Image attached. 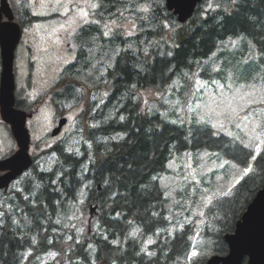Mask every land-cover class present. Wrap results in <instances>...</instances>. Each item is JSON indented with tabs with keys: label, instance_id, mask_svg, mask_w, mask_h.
Segmentation results:
<instances>
[{
	"label": "trees",
	"instance_id": "trees-1",
	"mask_svg": "<svg viewBox=\"0 0 264 264\" xmlns=\"http://www.w3.org/2000/svg\"><path fill=\"white\" fill-rule=\"evenodd\" d=\"M95 1L76 33V58L61 70L51 99L60 116L63 100L86 107L79 116L81 150L64 142L53 148L54 169L36 171L42 183L37 200L18 193L26 215L20 223L5 208L12 189L0 190V264H42L49 252L56 258L45 264H173L187 258L195 227L189 223L168 232V198L158 178L173 157L193 148L218 150L251 169L230 194L205 208L210 248L226 254L224 235L235 230L264 186V145L255 155L253 148L207 124L197 125L189 139L184 127L150 109L146 94L165 93L184 69L202 68L199 61L207 62L218 47L241 35L264 54V0H202L184 23L165 0ZM125 21L134 24L133 33H126ZM98 56L101 65L112 64L96 79ZM83 86L89 87L86 98ZM17 106L25 108L19 100ZM83 187L87 204L99 211L96 229L90 237L71 230L69 238L56 215ZM206 259L200 255L191 264Z\"/></svg>",
	"mask_w": 264,
	"mask_h": 264
},
{
	"label": "rangeland",
	"instance_id": "rangeland-1",
	"mask_svg": "<svg viewBox=\"0 0 264 264\" xmlns=\"http://www.w3.org/2000/svg\"><path fill=\"white\" fill-rule=\"evenodd\" d=\"M11 1L26 6L27 11L20 10L18 14L24 31L16 49V98L22 102L24 110L34 112L27 121L34 167L11 184L9 189L13 194L5 201V208L20 223L26 215L18 193L21 192L26 200H37L42 183L36 171L54 169L57 156L53 148L64 142L72 150H81L83 135L78 129L79 116L86 107L84 104L66 105L63 100L58 106L63 113L60 116L51 99L61 70L76 58V33L96 7L92 6L93 0ZM31 15L38 20L30 22ZM121 25L126 33L134 32L133 23L125 21ZM111 64L101 65L98 56L93 63L94 78H99ZM197 65L202 68L184 69L179 73L165 93L148 92L150 109L160 113L166 121L184 127L189 139L197 125L207 124L216 134L224 133L258 154L264 145V54L248 37L241 35L218 47L207 62L199 61ZM202 72L210 73V78L204 77ZM84 79L93 81L86 74ZM83 89L86 98L89 87L83 86ZM63 116L67 117V122L58 136H52V130ZM16 148L10 128L0 115V159L11 155ZM181 154L169 161L168 172L158 179L168 198V232L174 234L189 223L195 227L192 251L187 258L173 263L191 264L195 257L209 258L213 253L210 238L205 235L209 225L206 206L217 197L230 194L247 172L218 150L193 148ZM86 196L83 187L77 198L59 207L56 219L66 227L67 234L74 230L90 237L95 232L99 211L95 204H87ZM67 234L69 238L73 236ZM44 258L42 264L48 259L54 260L56 252L46 253Z\"/></svg>",
	"mask_w": 264,
	"mask_h": 264
},
{
	"label": "water",
	"instance_id": "water-1",
	"mask_svg": "<svg viewBox=\"0 0 264 264\" xmlns=\"http://www.w3.org/2000/svg\"><path fill=\"white\" fill-rule=\"evenodd\" d=\"M202 0H166L169 10L182 23L194 14L195 8ZM6 16L7 19L3 20ZM10 6L9 0H0V49L2 70L0 77V114L10 125L17 142V150L9 157L0 160V189H8L10 183L33 164L30 154L31 133L27 127L28 118L33 112H26L16 107L15 96V51L20 42L22 29ZM67 122L66 117L59 120L52 135L60 132ZM225 240L229 246L226 255L214 254L206 264H264V186L257 192L235 231L227 233ZM246 258V259H245Z\"/></svg>",
	"mask_w": 264,
	"mask_h": 264
},
{
	"label": "snow or ice",
	"instance_id": "snow-or-ice-1",
	"mask_svg": "<svg viewBox=\"0 0 264 264\" xmlns=\"http://www.w3.org/2000/svg\"><path fill=\"white\" fill-rule=\"evenodd\" d=\"M235 2H236V0H233V3H235ZM92 6H93V7H96L97 5L93 4ZM85 15H86V13H85ZM253 158L255 159V157H253ZM250 170H251L250 168H246V169H244L245 172H248V171H250ZM196 254H197V253H195V252L193 253L194 256H195Z\"/></svg>",
	"mask_w": 264,
	"mask_h": 264
},
{
	"label": "flooded vegetation",
	"instance_id": "flooded-vegetation-1",
	"mask_svg": "<svg viewBox=\"0 0 264 264\" xmlns=\"http://www.w3.org/2000/svg\"><path fill=\"white\" fill-rule=\"evenodd\" d=\"M5 19V18H4ZM61 130H62V128H61ZM61 132V131H60ZM59 135V134H58ZM58 135H56V136H58ZM2 172H0V174H1Z\"/></svg>",
	"mask_w": 264,
	"mask_h": 264
},
{
	"label": "bare ground",
	"instance_id": "bare-ground-1",
	"mask_svg": "<svg viewBox=\"0 0 264 264\" xmlns=\"http://www.w3.org/2000/svg\"><path fill=\"white\" fill-rule=\"evenodd\" d=\"M60 131H61V130H60ZM59 133H60V132H59ZM59 133H58V134H59ZM58 134H56V135H58ZM56 135H53V136H56Z\"/></svg>",
	"mask_w": 264,
	"mask_h": 264
}]
</instances>
